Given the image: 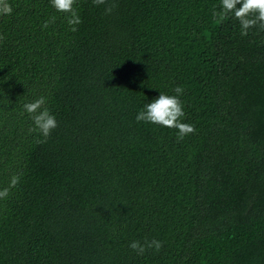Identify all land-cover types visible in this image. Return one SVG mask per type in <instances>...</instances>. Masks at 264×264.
Returning <instances> with one entry per match:
<instances>
[{"label": "trees", "instance_id": "obj_1", "mask_svg": "<svg viewBox=\"0 0 264 264\" xmlns=\"http://www.w3.org/2000/svg\"><path fill=\"white\" fill-rule=\"evenodd\" d=\"M9 3L0 189L22 176L0 199V264H264V29L242 36L220 0H76V31L50 0ZM177 86L182 140L135 119ZM40 96L43 143L23 108ZM145 239L161 249L129 246Z\"/></svg>", "mask_w": 264, "mask_h": 264}, {"label": "clouds", "instance_id": "obj_2", "mask_svg": "<svg viewBox=\"0 0 264 264\" xmlns=\"http://www.w3.org/2000/svg\"><path fill=\"white\" fill-rule=\"evenodd\" d=\"M96 5L105 4V14H110L116 5L109 4L108 0H93ZM51 6L61 13L67 14V23L71 31H76V25L80 24L81 18L77 9L74 7L76 0H50ZM239 5V7L237 6ZM220 13L213 12V16L224 19L231 13L234 18L239 21L241 35L246 36L248 30L259 24L261 29H264V0H220ZM13 9L9 0H0V15H11ZM56 17H51L50 20L42 24V28H47L50 23H54ZM3 35H0V41H3ZM176 95H168L164 92H159V95L153 98L150 102L145 103L141 110L137 113L135 119L140 122L152 123L166 128H174L177 130V139L182 140L186 135L194 133L193 125L182 122L185 116L183 103L179 96L183 94L184 89L177 86L173 90ZM46 99L43 96L35 99L32 102L23 104L24 110L29 114L33 127L29 132H39L45 139L38 140L37 143L46 142L51 131L57 127V121L54 115L44 107ZM22 173L14 174L10 177L8 186L0 189V199H6L10 194V189L18 186ZM138 255H142L147 248H155L159 251L162 247V242L156 239L147 240L143 243L140 241H132L129 245Z\"/></svg>", "mask_w": 264, "mask_h": 264}]
</instances>
